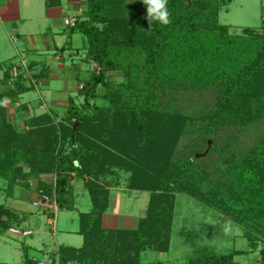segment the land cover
Listing matches in <instances>:
<instances>
[{"label": "trees", "instance_id": "obj_1", "mask_svg": "<svg viewBox=\"0 0 264 264\" xmlns=\"http://www.w3.org/2000/svg\"><path fill=\"white\" fill-rule=\"evenodd\" d=\"M210 2L167 0L170 23L162 25L150 24L142 0H87L86 11L73 26H66L67 42L60 52L83 51V63L96 64L101 71L77 70L72 64L75 80L84 87L69 98L62 121L55 120L56 113H44L30 117L27 131H20L10 120L7 101L13 106L22 101L49 68L34 74L33 64L18 68L11 60L0 63V238L17 236L13 230L21 231L28 218L8 208L2 192L13 196L20 180L29 190L28 180L36 179L39 192L33 190L38 194L33 205L41 207L35 203L45 199L55 203L57 211H46L52 220L58 210L75 211L74 181L83 183L93 203L90 213L80 214L83 247H60L48 256L51 264H145L144 252L156 248L154 240L146 241L144 230L157 228V216L171 221L175 194L183 192L205 193L216 206L221 204L244 228L253 250L255 240H264V131L250 146H238L227 137L231 128L241 131L264 120V29L231 34L226 26L208 24L201 19L220 11L216 1ZM61 4L62 0H46L48 10ZM77 34L82 48L74 47ZM109 71L120 72L122 81L111 82ZM101 89L106 93L100 94ZM179 89L211 92L213 106L200 117L182 115L174 98ZM28 109L29 104L22 103L16 112ZM90 109L97 125L86 115ZM157 120L169 125L155 127ZM75 122L80 125L74 131ZM94 127L108 134V145ZM163 135L173 139L172 146L156 144ZM114 140L126 149L134 146L131 140L140 143L129 163L133 180L139 179L138 173L145 187L140 190L165 193L162 201L152 202L151 214L139 221L136 231L106 229L102 224L110 207L109 190L97 178L110 167H121L110 146ZM22 163L30 168L26 175ZM44 176L50 177L47 184ZM165 209L169 213H160ZM27 249L26 264L48 263L30 257ZM237 255L207 252L190 264H241L235 261ZM260 260L264 264V248Z\"/></svg>", "mask_w": 264, "mask_h": 264}, {"label": "rangeland", "instance_id": "obj_2", "mask_svg": "<svg viewBox=\"0 0 264 264\" xmlns=\"http://www.w3.org/2000/svg\"><path fill=\"white\" fill-rule=\"evenodd\" d=\"M207 1H216V4L220 8V11L218 9L219 12H216L217 15L214 16L212 12H209L207 16L205 15L201 19L207 20L208 24L212 23L217 27L226 26L229 28L231 34H242L246 29L259 33L264 29V0H234L233 2H231L232 0ZM30 2H32V10L34 12L32 13L30 6L28 8L22 6V18L29 21L31 17H37L36 12L38 10L41 13V17L38 18V22H33L31 25L27 23L28 25H23L24 27L18 23L17 26L21 31L15 33L18 44L11 59L16 66L21 61L26 62L28 66L39 50L43 52L41 49L44 48L40 47H44V44L50 42L49 39L53 37L49 31L51 29V21L46 19V0H29ZM72 7L76 9L73 10L71 9ZM72 7L66 8L68 10H66L67 17L64 19L65 27L69 19H76L79 14L86 11L87 0H73ZM34 13L35 15H33ZM29 25H35V27H30ZM65 32L67 34L68 30L66 29ZM46 35H48L49 39H47ZM74 36V47L82 48L81 35L77 34ZM56 41L57 49L54 48L52 51L53 55L51 53V55H48V52L45 55L43 54V57L47 58L50 64L45 79L35 81L36 87L25 94L22 101L16 103L15 106L7 101L10 120L17 123L20 131H27L25 122L30 117L41 116L44 113H56L58 117L55 120L62 121L64 119L63 117L66 116V111L69 107V98L76 96L78 91L84 87L82 82L78 83L75 80L76 71L72 69L73 63L77 64V70L89 68L91 71H101L96 64L92 63L87 66L83 63L85 57L83 51L80 53L60 52V49L66 46L67 36L60 40L56 39ZM37 70L34 68L30 72L38 74L36 72ZM107 75L113 83L122 81L120 72L109 71ZM175 92L174 98L178 101L177 108L180 109L179 112L182 115H190L191 118L200 117L204 113H207L215 101V96L211 92L198 93L183 89L176 90ZM104 93H106V89H101L100 94ZM26 102L29 104V109L26 112L17 113L16 109H18V106ZM98 104L104 105L105 103L103 100H98ZM168 111L172 112L169 109ZM185 111H188V113H185ZM86 115L90 118H96L92 109ZM157 121L155 127L169 125L167 122L166 125L160 120ZM98 123L99 121L97 119L93 121V125H97ZM79 125V122H75L73 130L75 131ZM240 129L241 127H238L236 128V132H233L234 129L231 128L227 132V137L238 146L255 145L264 131V120L257 122L249 129H242L241 131ZM95 130L100 138L108 145V134L104 135L98 128H95ZM101 134L104 136H101ZM186 140L188 139H185L183 142H186ZM132 141L131 144L134 146L131 149H126L122 145L120 146L115 140L113 142L109 141L110 146L116 150L117 157L120 158L118 164L121 167H110L104 170L102 175L97 178V182L102 184L104 189L108 188L109 190V210L111 215L120 214L122 216L126 212L128 215L135 216L140 221L142 218L145 219L151 214L148 211L152 202L162 201V196L165 197V193L158 195V193L140 190L141 187H144V183L139 181V179L141 180V175L138 173L137 176L139 179L133 180V172L135 171L131 169L129 163H131L132 159L136 158L137 155L134 153L138 152L136 146H139L140 143ZM160 142L172 146L173 139L168 135H163V137L160 138L159 136L156 139V144ZM125 162H128V168ZM21 168L25 175L30 172V168L26 164L22 163ZM151 168L153 167L151 166ZM152 170L160 172L155 167ZM42 179L47 184L50 177L45 178L44 176ZM72 179L76 180L74 176H72ZM28 182L31 186L29 190L21 187L22 183H25V180H20L18 181L19 185L15 188V192L17 193V198L22 197L23 211L29 216V223L32 225L29 226L26 224L25 226H29L37 232L32 238H22L19 237V234L17 236L9 234L0 238V264H26L24 253V248L26 247L29 250L30 257L36 259L39 263H43L50 253L57 251V245L68 243L70 246H83V237L65 232L68 229H74V231L78 229L80 217L77 212L89 213L93 210V203L89 194L81 193L76 195V202L79 206V210L76 212L58 210L56 219L54 220L55 225H52L48 221L46 211L48 208H53L54 211H57L55 203L51 204V202L41 200L40 203L37 202L42 204V206H46V208L35 207L33 205V198L36 199L38 194H34L33 190L39 192V180L30 179ZM78 184H81L84 188L82 182L74 181L75 189ZM204 195L205 193L190 194L185 192L175 194V205L171 212V221L166 220L162 216H157V228L153 230L147 227L144 230V238L146 241L151 242V240H154L155 247L153 248L157 249H147L144 252L145 264H190L192 260L202 257L207 252L216 254H229L233 252L238 254L235 257L236 262L241 264H261L260 251L264 248V240L262 238L255 240L253 243L256 248L253 250L250 241L245 237L244 228L225 214L226 209H223L221 204L216 206L211 200L206 199ZM17 198H12V195L5 197V193L2 192V202L4 204L9 205L11 202L10 199L17 200ZM112 201L113 207L111 208ZM165 212L169 213V210L165 209L160 213ZM138 225L133 230L136 231ZM158 229L162 231L157 233L156 230ZM41 250L43 253L37 256V252ZM45 251H48V253ZM47 261V264H51V259H47Z\"/></svg>", "mask_w": 264, "mask_h": 264}, {"label": "crops", "instance_id": "obj_3", "mask_svg": "<svg viewBox=\"0 0 264 264\" xmlns=\"http://www.w3.org/2000/svg\"><path fill=\"white\" fill-rule=\"evenodd\" d=\"M72 2L73 0H62V6L59 8H54V9H46V19L48 21H51V29H49L51 35L53 37H51L52 39L48 38V35H46L47 39L50 40V42H46L44 44V47H40V48H44L41 49L43 50V52H40V50L38 51V53H36L34 56L35 58L32 59V61L30 62V64H33L34 68L37 70L36 72H41L43 71L45 68H49L50 64L48 63V59L43 57V54L45 55L47 52L48 55H53L52 51L55 49H57V41L56 39L60 40L63 37L66 38V27L64 25V19L65 17H67L66 15V9L67 7L70 8V6L72 7ZM22 6H25L26 8H28L30 6V9L32 10V2L29 3V0H0V63L5 62L7 60H11L12 56L14 55L15 51H16V47H17V37L15 36V33H18L19 30L18 28V23L21 24L22 26H26L28 24L31 25V23L33 22H38V18L41 17V13L38 10L37 13V17L33 16L34 18H30L29 21H27V19L22 18ZM71 9H76L75 7H72ZM34 11L32 10V13ZM35 15V13L33 14ZM36 17V18H35ZM28 23V24H27ZM29 25V26H30ZM23 26V27H24ZM30 27H35V25L30 26ZM23 32V31H22ZM75 37V36H74ZM33 40V39H32ZM48 40V41H49ZM74 46H75V40H74ZM51 53V54H50ZM34 54V53H32ZM27 103V102H26ZM84 194V193H88L87 191L84 190V188L81 186V184H78V186L76 187V195L79 194ZM128 196V194H127ZM17 198V193L14 192L12 198ZM9 199V198H8ZM21 198H17V200H13L10 199V203L9 205H7V207L9 209L18 211L20 214H26L24 213L23 209V205L21 202ZM33 201H35V199L33 198ZM127 202V201H126ZM125 204V203H124ZM113 207V201H112V205L111 208ZM75 211L79 210V206L76 202L75 199ZM110 208V209H111ZM79 214L84 213V212H77ZM90 213V212H89ZM27 215V214H26ZM48 217V216H47ZM29 216L27 218V221L23 224L21 231L22 232H28L29 234L27 236H19L22 238H27V237H33L35 235V233L37 231H35L34 229H32L29 226H32L29 223ZM48 221L50 224L55 225V221L50 219L48 217ZM80 222V221H79ZM139 222V219L136 218L135 216H131L128 215L126 212L125 214H123L122 216L120 214H115V215H111L110 210L104 214L103 216V220H102V224L103 227L106 229H120V230H133L137 227ZM26 224H28L29 226H25ZM80 231V223H79V227L77 230L74 231L73 230H66L65 233L68 234H72V235H78L83 237L82 235L79 234ZM84 239V238H83ZM64 243H66V241H64ZM84 245V242H83ZM73 247V248H82L83 246L80 247H75V246H70L68 245V243L66 244H61V245H57V250L60 249V247ZM48 250V249H47ZM49 251V250H48ZM48 251H45L46 253H48ZM43 251H39L37 252V256H39L40 254H42Z\"/></svg>", "mask_w": 264, "mask_h": 264}, {"label": "clouds", "instance_id": "obj_4", "mask_svg": "<svg viewBox=\"0 0 264 264\" xmlns=\"http://www.w3.org/2000/svg\"><path fill=\"white\" fill-rule=\"evenodd\" d=\"M142 2L147 5V18L150 24L159 22L162 25H168L170 23L167 0H142Z\"/></svg>", "mask_w": 264, "mask_h": 264}, {"label": "built area", "instance_id": "obj_5", "mask_svg": "<svg viewBox=\"0 0 264 264\" xmlns=\"http://www.w3.org/2000/svg\"><path fill=\"white\" fill-rule=\"evenodd\" d=\"M76 23V19H69V21H67V26H73ZM17 67H23V68H27V63L24 61H21L20 63H18ZM15 76L17 75V70H15L14 72ZM36 85V84H35ZM44 201H48V200H44ZM40 203V201H38ZM38 202L35 203L36 206H41V207H46V206H42V204H39ZM49 206V205H48ZM14 233L16 234H23V235H27L29 234L28 232H21L18 230H13Z\"/></svg>", "mask_w": 264, "mask_h": 264}]
</instances>
